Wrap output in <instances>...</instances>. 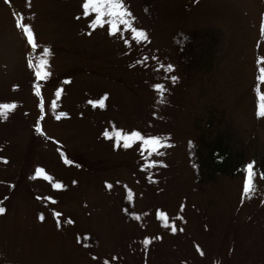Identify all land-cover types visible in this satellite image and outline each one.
I'll use <instances>...</instances> for the list:
<instances>
[{
	"label": "rangeland",
	"instance_id": "374dc122",
	"mask_svg": "<svg viewBox=\"0 0 264 264\" xmlns=\"http://www.w3.org/2000/svg\"><path fill=\"white\" fill-rule=\"evenodd\" d=\"M124 2L147 41L123 26L115 36L107 25L94 29L82 0H0V103L17 104L0 117V264H264L260 173L255 192L242 197L245 171L202 184L188 154L205 136L222 138L248 163L264 156V117L256 114L264 0ZM20 16L36 48L16 27ZM44 48L50 76L37 80L28 62L38 63ZM105 94V107L89 104ZM60 112L67 115L56 119ZM117 129L170 146L163 155L139 141L116 146L103 133ZM152 160L162 163L146 167ZM37 168L53 179L36 177Z\"/></svg>",
	"mask_w": 264,
	"mask_h": 264
},
{
	"label": "snow or ice",
	"instance_id": "6c2138e0",
	"mask_svg": "<svg viewBox=\"0 0 264 264\" xmlns=\"http://www.w3.org/2000/svg\"><path fill=\"white\" fill-rule=\"evenodd\" d=\"M6 2H9V0H6ZM82 8V15L85 17H89L91 20L92 27L95 29L97 27H105V25L108 26L107 31L110 35H117L118 33L122 32V27L126 28L133 36V38L136 41H147L148 36L145 30L137 28L134 26V20L135 17L133 16L132 12L128 9L127 5L125 4L124 0H82L81 4ZM16 27H18L22 34L26 36L28 44L31 45L32 48L37 47L36 39L34 31L32 30V27L30 24H27L24 22L23 16H20L15 21ZM262 35H264V24H262L261 29ZM125 43H128V41H125ZM50 55V49L44 48L43 55L40 58L38 63H34L33 61H29V67L34 69L35 77L37 80H46L50 76V72L47 70L49 67V61L47 57ZM147 59V58H145ZM143 61H141L142 63ZM256 63L258 65V72L259 75L257 77V80L261 83H264V56H260L257 58ZM161 67H164L163 65ZM167 70L171 72L173 70V65L168 64ZM177 77L172 76L171 80L175 82ZM153 87L160 93H163L165 90V87L163 84H155ZM35 94L39 98L38 107L41 110L42 115L40 116V119H43V112L45 108V103L43 99V95L41 92V86L39 83L35 86ZM61 89L56 90V97H59L61 95ZM257 93H258V102H257V109L256 114L260 117H264V92H260L259 86H257ZM107 96L99 98L98 100L89 101V104H91L93 107H96L97 105L101 108L105 107V100ZM17 107V104L15 102L11 103H0V117L7 118L9 112L14 110ZM57 107L56 101H51V108L55 110ZM67 114L64 112H60L56 119H60L61 117L66 116ZM37 130H41V125L39 123L36 124ZM103 135L106 138L111 139L112 137H115V143L116 146H120L121 142H123V147L129 148L132 147L133 144H136L138 141L140 142V145H142L143 149L145 151H148L151 153H157L159 155H163V153L159 152V149L161 147L170 146L167 144L166 138L161 136H145L138 130H133L130 132H124L122 129H117L112 133H109L105 131ZM66 163H72V161L65 159ZM157 163H162L161 161L152 160L149 165L146 167L155 166ZM245 172L246 175L244 177L243 181V187H242V197L250 198L252 194L256 190V185L254 183V178L256 177V172L254 171V162L248 163L245 166ZM43 175V177L47 180H52L53 178L48 175L43 168H37L35 170V176L39 177ZM260 177L264 179V173L260 174ZM56 189L63 188V184L59 181L55 182L52 185ZM109 188H111V185H108ZM131 191H129L128 198L131 199ZM49 199H52L49 197ZM6 210L3 207H0V213H4ZM57 217L60 216V213H55ZM157 215L159 218L164 221L165 226H168V217L165 212L158 211ZM136 219H140L139 216L135 217ZM40 219L43 220V215L40 216ZM71 223V221H69ZM59 226V224H58ZM171 230L175 232L177 229L175 226L171 227ZM159 238V237H156ZM143 243L145 245L150 243V239L146 238ZM203 254V253H201ZM104 264H108L107 261L104 262Z\"/></svg>",
	"mask_w": 264,
	"mask_h": 264
},
{
	"label": "trees",
	"instance_id": "16d2710c",
	"mask_svg": "<svg viewBox=\"0 0 264 264\" xmlns=\"http://www.w3.org/2000/svg\"><path fill=\"white\" fill-rule=\"evenodd\" d=\"M188 154L192 158L196 182L202 184L217 174L230 175L231 177L242 175L248 163L243 153L234 152L222 138L208 141L205 136H202L199 143L191 141ZM253 162L254 171L260 174L264 173V156L260 160L256 156L253 157ZM184 262L187 263V261Z\"/></svg>",
	"mask_w": 264,
	"mask_h": 264
}]
</instances>
